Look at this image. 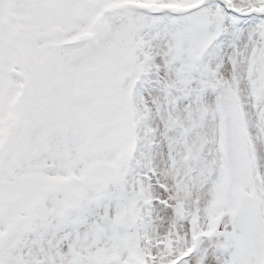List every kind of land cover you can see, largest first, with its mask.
Returning <instances> with one entry per match:
<instances>
[{
  "label": "snow or ice",
  "instance_id": "1",
  "mask_svg": "<svg viewBox=\"0 0 264 264\" xmlns=\"http://www.w3.org/2000/svg\"><path fill=\"white\" fill-rule=\"evenodd\" d=\"M0 264H264V0H0Z\"/></svg>",
  "mask_w": 264,
  "mask_h": 264
}]
</instances>
